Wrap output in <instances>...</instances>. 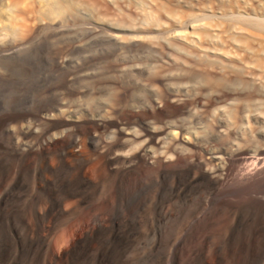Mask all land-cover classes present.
I'll list each match as a JSON object with an SVG mask.
<instances>
[{"label":"bare ground","instance_id":"6f19581e","mask_svg":"<svg viewBox=\"0 0 264 264\" xmlns=\"http://www.w3.org/2000/svg\"><path fill=\"white\" fill-rule=\"evenodd\" d=\"M106 2L107 0H98L95 3L103 5L107 4ZM42 3H44L45 9L48 10V15L51 13V15L61 16L64 13V8L58 0H42ZM233 15L235 16V14ZM237 15L240 18L245 17L241 13ZM12 18L14 17L12 16ZM8 22L10 21L8 20ZM204 24H196L192 28L206 27ZM256 25L264 26V22ZM118 26L117 28L108 26L111 34L96 35L94 38L87 39L88 41L84 44H80L81 40L79 41V39L75 41L79 43L78 46L88 48V50L91 47H102L103 51L108 49V52L109 49L112 51L124 50L126 52L122 55L126 61L128 58H135L136 55L140 57L156 56L161 53L160 49L163 45L179 48L182 51L193 48L196 49L200 57L203 54L211 53L216 59L220 58V60L229 62V66H239L241 61L240 57L239 59L234 55L229 56V53L226 55L223 53L222 48L219 49L216 46L203 48L204 50L200 49L201 40L198 39L199 37L188 38L186 33L184 36H182L183 33H169L170 35L166 38L160 39L159 36H149L134 31V29L118 28ZM3 32L5 33V31ZM192 35H195V33L192 32ZM223 42L224 40L221 39L220 44ZM15 44H11L7 50L0 51L2 60L8 61L10 65L6 68L7 75H4L6 77H3L0 81L10 82L11 85H15L14 83L29 78L31 75L30 71L20 61L30 60L29 55L25 57L23 54L27 52L26 47L32 46L33 43L19 40V44ZM67 44L65 43V45ZM63 46H59L58 51H56L59 52V48ZM69 46L72 47L73 44ZM24 48L26 49L23 50ZM63 50L61 49L62 52L65 51ZM59 55L61 56L60 53H54L49 58L55 71H58L55 73H60L63 70L61 69ZM181 58L174 57L172 62L178 63ZM12 59L20 63H13V61L11 62ZM150 59L148 58V61ZM184 64L182 63V68L185 67ZM239 67L243 68L242 66ZM148 70V67L134 65L127 72L130 78H133L135 76H146ZM248 71L242 69L244 74L241 72L238 75L237 72L235 78L244 80L248 86L250 83H252V86L253 84L255 86L259 84L263 89L264 73H252L251 71L248 73ZM63 82H65L64 79ZM55 83L54 86L59 85V82L56 83L57 85ZM180 83L179 80L176 85ZM142 90L147 94L146 97L149 102L154 103L157 100L155 88L149 86V88ZM182 91H184L183 88ZM3 93L4 90H0V264H8L13 256L16 258L13 264H135L136 261H138L136 264H264V148L257 149L253 153L244 154H235V151L229 152L228 150L223 154L209 152V159L217 163L213 169H206L203 163L196 161L193 164L181 163L176 166L174 164L172 168L164 166L156 177H152L148 174L152 167L149 166L151 164V161H149L151 146L146 151L144 150L145 152L134 151L135 153H133L131 149L128 150V148H133L136 140H138L137 134L120 128L121 122L115 124L120 132L117 142L110 143L111 145L99 155L97 153L95 156L89 155L83 152L82 147L83 144H86L83 142L91 139L89 127L92 121L91 118L85 122L81 120L78 116L80 107H78V110H69L68 118L66 120L60 119V121L57 120V117L64 114L69 105L59 103L54 94L50 95L51 102L48 103L46 108L44 104V106L32 110L33 108L28 106L31 99L22 97L18 103L12 105L10 111H6L2 107ZM169 93L176 99L179 92H177V89L170 88ZM67 95L69 96V94ZM135 96H137L136 100L139 103H146L141 95ZM168 101L165 104H168ZM99 102L102 103V99ZM144 108H147L146 105ZM217 110L214 112L215 115L217 112L220 113ZM131 112L128 111L125 114L134 116L135 112ZM169 114L167 115L170 116ZM251 116L243 115L240 123L235 125L236 127L233 126V123L232 126L227 124V126H224L220 122L223 126L212 128L213 138L223 134L234 135L238 138L245 134L252 127V120L256 123L259 122V116H252V118ZM43 121H45V125L41 130L42 132L40 131L41 133H37L39 129L32 130L34 124L43 123ZM161 130H147V135L145 134L150 144H155L160 148L163 144V131ZM16 132L17 134L20 132L24 137L18 138ZM140 135L138 136L140 137ZM170 135L175 137L174 132ZM189 136L187 135L182 139L184 145L189 142ZM94 140L92 139V141ZM98 143L100 144V141ZM257 144L259 146V143ZM96 156L103 159V163L94 164L93 161L96 160ZM172 158L173 155L168 156L165 160L168 161ZM207 165L209 164L207 163ZM101 194L104 196L110 194V198L113 199V203H111L113 206L111 209L108 208V213L105 216L102 215L103 217L101 216L99 219H93L81 235H73V241L71 243L67 242V245L64 242L66 246L62 247L63 241L65 239L67 241V235L69 234L67 233V237H64L59 243L58 249L52 250L50 245L55 231L60 229L78 209L82 207L93 209L97 197ZM151 205H153V211L155 212L153 221L150 220L148 214ZM221 213L228 215L226 227L219 233L215 232L216 234L207 235L205 242L203 241L201 246H199L200 244L197 245L198 236L205 233L210 228L213 218L222 215ZM84 218L85 216L81 217L78 223L81 220L83 222ZM134 260H136L135 263H133Z\"/></svg>","mask_w":264,"mask_h":264},{"label":"rangeland","instance_id":"374dc122","mask_svg":"<svg viewBox=\"0 0 264 264\" xmlns=\"http://www.w3.org/2000/svg\"><path fill=\"white\" fill-rule=\"evenodd\" d=\"M96 1L98 0H67V2L66 0H58L59 4L64 8V13L61 17L51 15V13L48 15V10L45 9L42 0H0V51L9 49L11 44L16 43L15 45H18L19 40L33 43L32 46L26 47L27 49H23H26L27 51L24 52L23 56L26 57L29 55L28 58L30 60H27L28 62L24 60L20 61L21 64L23 63V66L30 71L31 75L33 74L32 76L30 75L31 78L27 77L28 79H22L20 82L14 83L15 85H11L10 82L5 83L4 81H0V90H4V96L2 94V107L4 110L10 111L22 97L31 99V103L28 106L33 108L32 110H35L37 107L39 108V106L42 107L44 104L46 108L48 103L51 102V94L56 96L59 103L69 105L66 112L60 115L64 116L61 118H59L60 116L57 117V120H66L68 118L67 115L69 114V110H78V107H80L78 116L81 120L85 122L91 118L92 121L89 127L91 139L87 142H83L86 144H83L84 146L82 147V150L84 153L94 156L96 153L99 155V153L106 150L109 145L117 142L120 132L119 129L116 128L115 124L117 122H121L120 128L131 132L133 131L137 134L138 140H136L134 147L128 148V150L131 149L133 153L145 152L149 146H151L152 152L150 151L149 157L151 164L149 166L152 167L150 168L148 174L152 177H156L164 166L172 168L181 163L193 164L196 161L203 163L206 169H213L217 163L212 162L209 159V152H218L223 154L226 150H228L229 152L235 151V154H244L253 153L257 149L264 148V88L262 89L259 84H256V86L253 84L252 86V83L248 86L247 82L246 85L244 80L235 78L237 72L238 75H240L239 73L242 72V69L246 70V72L249 70L252 73H264V26L256 25L257 23L259 24L264 22V0H113V2L112 0H107V4L103 5L100 3L97 5L95 3ZM238 13L243 14L245 17H238ZM233 14H235V16ZM12 16L14 18H12ZM246 17L250 19L248 20ZM8 20L10 22H8ZM118 24L120 25L118 26ZM196 24H204L206 27H199L196 29L192 28V26ZM108 26L134 29V31L136 30L139 33H144L149 36H159L158 38L160 39L176 33H183L182 36L186 33L188 38H194V36L195 38L199 37L198 39L201 40L199 45L200 49L213 48L215 46L219 49L222 48L224 54L227 55V53H229V56L234 55V57H240L241 59H239L241 60V64L239 63V66H242L243 68L239 66H229V62L226 60H220V58L216 59L211 53H207L205 55L203 54L200 57L196 49L193 48H187L182 51V49L179 48L163 45L162 49H160L161 53L156 56L140 57L136 55L135 58H126V61L122 55L126 52L124 50H118L119 52L113 50V52L109 49L108 52V49L107 51H103L102 47H91L89 48V51L88 48H81L77 45L79 43L76 42L78 41L76 39H79V41L81 40L80 44H84L89 39L96 37V35L111 34ZM3 28L6 30L7 28H11V30L8 29L6 31ZM13 29L15 32H13ZM3 31H5L6 34ZM192 32L195 33V35H192ZM221 39L224 40L222 43L224 46L220 44ZM43 40L45 41L43 42ZM62 41L64 44H62ZM70 42L73 44L72 47L69 46L72 45ZM65 43L67 45H65ZM59 46L63 47L59 48V52H57ZM61 49H64L65 51L63 50L64 52H62ZM54 53L61 54V56L59 55V61L61 62V69L63 70L62 72L60 71V73H55L58 71H55L51 65V59H49L51 58L50 55ZM172 56L175 58L182 57L180 62H178L179 64L172 62L174 58ZM31 57L33 58L31 59ZM148 58L151 59L148 61ZM12 61L13 59L11 62ZM5 62L6 60H2L0 55V80H2L3 77H6L4 76L7 75L6 68L7 66H10L8 61L6 62L7 64ZM15 62L20 63L17 60L13 61V63ZM182 63H185L184 68L181 67ZM134 65L148 67V74L146 76H135L130 78L127 70ZM236 70L238 71L236 72ZM62 78L65 82H63ZM179 80L181 83L176 85ZM182 80L185 83H183ZM55 82H59V85ZM54 83L57 86H54ZM149 86L150 88L156 89L157 100L154 101V103L151 101L149 102L146 97L147 94L144 90H142L149 88ZM170 88L177 89V92H179L177 93L176 99H174L175 97H172V94L169 93ZM182 88L184 91H182ZM81 89L85 90H82V92L80 91ZM67 94H69V96ZM135 95H141L142 99L144 98L146 103H139V101L136 100L137 96ZM16 96H18V98L15 99ZM40 97L42 98L40 99ZM100 99H102V103L99 102ZM167 99L170 100L168 101ZM63 100L65 101L63 102ZM167 101L168 104H165ZM145 105L147 108H144ZM99 109L101 110L99 111ZM216 109H218L220 113L217 112L215 115L214 112ZM122 110L124 111L122 112ZM169 110L172 112L170 113ZM80 111H83V113ZM125 111H132L131 113L135 112L134 116L126 115ZM245 114L250 116H259V122L256 123L252 120V127L250 130L238 138L229 134H223L219 137L213 138L211 133L213 127L218 128L223 126V124L224 126L226 124L232 126V123L233 126H235L237 123H240L242 116ZM93 116L95 117L92 118ZM191 116L192 118L190 119ZM95 118H97L96 121H94ZM101 121L104 122L102 123ZM44 122L45 121H43V123L38 122L37 124H34L32 130H35L36 128L39 129L38 131L36 130L37 133H41V130L45 125ZM103 124L106 125L104 126ZM38 126L41 127L39 128ZM151 129H160L163 131V144L161 148L155 144H150L149 140H147L148 137H145V134L147 135V130L152 131ZM173 132L176 138L170 135V133ZM15 134L18 138L24 137L20 134V132H18V134L16 132ZM139 134H141L140 137L138 136ZM187 135H190V139L189 142L184 145L182 143V139ZM84 138L86 137L84 136ZM92 139L95 140L92 141ZM98 140L100 141V144L98 143ZM255 142L259 143V146L257 143L255 144ZM172 155L173 158L166 161L167 157ZM103 161V159L96 156V160L93 162L94 164H99V162L103 163ZM207 163L209 165H207ZM103 196L104 195L101 194L97 197L98 199L95 202L93 209H87L85 207L78 209L75 212L76 214L74 213V215H72L69 220H67V222L60 227V229L55 231L53 235L54 238L52 237L51 241L52 244L50 245L52 250L58 249V245L64 237L68 236L67 241L66 239L63 241L62 247L66 246L67 242L71 243L74 239L73 235H81L86 226L90 225L93 219H99L102 215L105 216L108 213V210L113 206V204H111L113 203V199L110 198V194L107 196L105 195L106 197ZM149 207L152 213L149 211L148 214L150 220L153 221L155 218V212L153 211L154 207L153 205ZM221 214L222 215L213 218L210 228H208L205 233L198 236L196 240L197 245L200 244L199 246H201L203 241L205 242L207 235L219 233L226 227L225 224L228 223V215L223 213ZM83 216H85L83 222L81 220V222L78 223V220ZM67 233L69 234L67 235ZM15 259V256H13V258L8 261V264H13ZM135 261L136 260H134L133 263H135ZM137 262L138 261H136V263Z\"/></svg>","mask_w":264,"mask_h":264}]
</instances>
